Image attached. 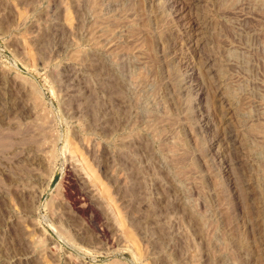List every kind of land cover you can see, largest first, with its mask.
<instances>
[{
  "label": "rangeland",
  "instance_id": "obj_1",
  "mask_svg": "<svg viewBox=\"0 0 264 264\" xmlns=\"http://www.w3.org/2000/svg\"><path fill=\"white\" fill-rule=\"evenodd\" d=\"M0 264H264V0H0Z\"/></svg>",
  "mask_w": 264,
  "mask_h": 264
},
{
  "label": "bare ground",
  "instance_id": "obj_2",
  "mask_svg": "<svg viewBox=\"0 0 264 264\" xmlns=\"http://www.w3.org/2000/svg\"><path fill=\"white\" fill-rule=\"evenodd\" d=\"M199 18V17H198ZM197 19V18H196ZM195 20V19H194ZM192 22V21H191ZM199 22V21H198ZM203 23V22H202ZM194 25V24H193ZM197 25V24H196ZM199 26V25H198ZM173 47V46H172ZM187 80V79H186ZM183 89V88H182ZM231 136V135H230ZM223 145V144H222ZM228 147H229V145H228ZM221 151V150H220ZM221 155V154H220ZM222 159H223V157H222ZM228 165H230V164H228ZM230 167V166H229ZM245 186V185H244ZM77 200H79V199H77ZM76 202V201H75ZM78 203V202H77ZM81 204V203H80ZM76 205V204H75Z\"/></svg>",
  "mask_w": 264,
  "mask_h": 264
}]
</instances>
